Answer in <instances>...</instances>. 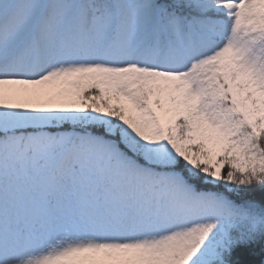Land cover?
I'll return each mask as SVG.
<instances>
[{
	"label": "snow or ice",
	"instance_id": "1",
	"mask_svg": "<svg viewBox=\"0 0 264 264\" xmlns=\"http://www.w3.org/2000/svg\"><path fill=\"white\" fill-rule=\"evenodd\" d=\"M0 264H264V0H0Z\"/></svg>",
	"mask_w": 264,
	"mask_h": 264
}]
</instances>
